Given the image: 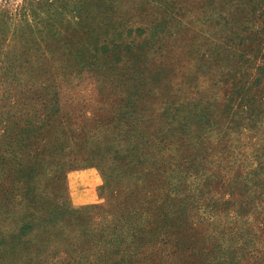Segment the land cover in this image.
<instances>
[{
	"label": "trees",
	"instance_id": "trees-1",
	"mask_svg": "<svg viewBox=\"0 0 264 264\" xmlns=\"http://www.w3.org/2000/svg\"><path fill=\"white\" fill-rule=\"evenodd\" d=\"M79 1H32L2 32L0 208L23 214L10 233L0 225V264H157L171 246L176 264H264V108L231 105L207 150L208 111L151 67L164 21L128 25L117 0ZM82 75L116 95L104 114L74 106ZM75 167L98 169L102 203L69 205Z\"/></svg>",
	"mask_w": 264,
	"mask_h": 264
},
{
	"label": "rangeland",
	"instance_id": "rangeland-1",
	"mask_svg": "<svg viewBox=\"0 0 264 264\" xmlns=\"http://www.w3.org/2000/svg\"><path fill=\"white\" fill-rule=\"evenodd\" d=\"M32 1L35 2L0 0V43L3 41L2 32L7 26L8 15L13 16L17 9L23 12L21 8L30 7ZM82 1H79L77 9L84 7ZM117 1V9L128 25L164 21L165 30L160 34L162 39L153 48L160 49L151 67L163 66L169 80L166 87L169 86L171 90L181 87L185 91L186 100L198 103V110L208 111L212 125L211 130L208 129L210 134L203 137L211 140L207 141V150H211L210 144H217L220 133L232 125L234 115L231 116V105L235 107L239 101L242 104L252 102L253 105H260L263 110L264 75L261 77V85L255 79L259 78L257 66L264 65V0H174L175 4L171 3L173 0H162V5L155 0ZM65 3L55 2L48 9L55 13L66 11L63 8L74 7L73 3ZM110 7H116V3ZM44 9L47 7L44 6ZM171 9L177 12L173 18L165 13ZM13 18L19 23L21 16L14 15ZM66 21L58 20L54 27L59 31L64 29V34L71 33L65 30ZM40 24L37 26L40 27ZM58 40L50 39L49 43L52 48L60 50L61 41ZM118 70L115 69V72ZM93 82L87 75H82L73 93L85 97L74 106L82 108L89 116L92 112L98 113L101 108L103 110L99 113L104 114L116 97L111 89L102 88L101 92L97 91ZM237 88L243 89V98L236 95ZM101 183V174L95 167H75L67 172L65 187L69 205L102 203L104 200L98 195ZM6 205L0 208V225L3 231L10 233L20 223L23 205L12 215L6 213ZM101 250L97 248L93 252L98 254ZM159 253L157 264H176L181 258L179 250L172 246L162 248ZM137 261L145 264L139 257Z\"/></svg>",
	"mask_w": 264,
	"mask_h": 264
}]
</instances>
